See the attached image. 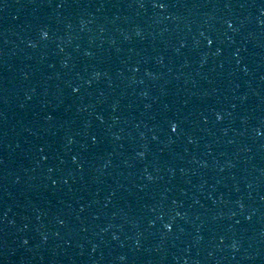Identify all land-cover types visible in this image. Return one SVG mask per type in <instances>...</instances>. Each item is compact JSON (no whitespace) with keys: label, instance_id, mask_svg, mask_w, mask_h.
<instances>
[{"label":"water","instance_id":"water-1","mask_svg":"<svg viewBox=\"0 0 264 264\" xmlns=\"http://www.w3.org/2000/svg\"><path fill=\"white\" fill-rule=\"evenodd\" d=\"M0 264H264V0H0Z\"/></svg>","mask_w":264,"mask_h":264},{"label":"snow or ice","instance_id":"snow-or-ice-1","mask_svg":"<svg viewBox=\"0 0 264 264\" xmlns=\"http://www.w3.org/2000/svg\"><path fill=\"white\" fill-rule=\"evenodd\" d=\"M160 6L163 7L164 5L161 4ZM209 43H211V41H209ZM73 91H75V89H73ZM171 129H172V131H175L176 130V125L175 124H172L171 125Z\"/></svg>","mask_w":264,"mask_h":264}]
</instances>
